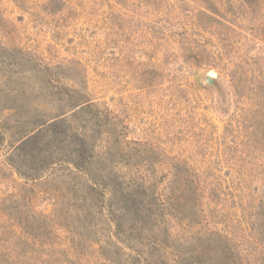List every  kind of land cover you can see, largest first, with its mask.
Wrapping results in <instances>:
<instances>
[{"label":"rangeland","instance_id":"374dc122","mask_svg":"<svg viewBox=\"0 0 264 264\" xmlns=\"http://www.w3.org/2000/svg\"><path fill=\"white\" fill-rule=\"evenodd\" d=\"M240 3L0 0V264H132L144 250L130 231L109 246V224L75 202L78 173L54 165L36 185L29 162L12 161L34 129L26 118H51L71 92L102 115L93 154L111 159L103 170L149 169L166 196L181 174L238 264H264L254 239L264 238V0L254 11ZM168 228L183 256L216 249L180 213Z\"/></svg>","mask_w":264,"mask_h":264},{"label":"trees","instance_id":"16d2710c","mask_svg":"<svg viewBox=\"0 0 264 264\" xmlns=\"http://www.w3.org/2000/svg\"><path fill=\"white\" fill-rule=\"evenodd\" d=\"M240 1L241 7L247 8L248 11L256 10V7L262 3V0ZM22 72L27 71L23 69ZM67 98V100H61L64 104L51 118L46 116L26 118L34 129L29 131L14 148L12 161L16 164L29 162L31 169L29 180L34 181L36 185L42 183L45 173L54 165L67 166L69 171L71 169L78 173L71 184L77 196L75 202L85 204V213L88 214L85 218L88 220L98 219V215L101 214L104 218L102 221L109 224L108 226L112 229L109 246H115L113 237H127L130 231L135 236L133 241L143 247V251L133 250L130 254L132 264L214 262V256L220 250L227 256L222 263L238 264V261L241 262V255H236V257L231 255L232 246H227L224 235L205 226L203 216L200 214L203 210L201 202L204 200L200 193L201 190L199 187H192L193 183L184 179L181 174L173 182L174 186L171 187L169 196H166L163 192L158 194L156 189L158 175L156 176L149 169L140 173H120L113 167L106 171L103 170L101 167L111 159L96 158L93 154V138L103 127L102 115L97 112L94 104L84 101V96L78 92L67 94ZM139 156L144 157L147 166L152 165V158L148 154H139ZM82 191L84 195L81 194ZM80 211L76 207V212L82 217ZM198 212L199 219H193L191 215ZM97 213L99 214L96 215ZM179 213L188 228H201L199 232L204 233V246L208 241H213L216 249L212 252L205 251L202 255L192 253L191 257L180 254L179 242L173 239L168 228V216L170 214L177 216ZM244 224L241 223L242 227L239 228L247 232L246 225L243 227ZM181 233L183 234L184 231ZM244 236L246 237L245 234ZM201 238L202 236L189 237L193 241ZM240 238L246 239L243 236ZM223 239H225L224 246L218 243ZM254 239L259 245L264 246V238L254 237Z\"/></svg>","mask_w":264,"mask_h":264},{"label":"water","instance_id":"95a60500","mask_svg":"<svg viewBox=\"0 0 264 264\" xmlns=\"http://www.w3.org/2000/svg\"><path fill=\"white\" fill-rule=\"evenodd\" d=\"M212 80H209V82H211Z\"/></svg>","mask_w":264,"mask_h":264}]
</instances>
